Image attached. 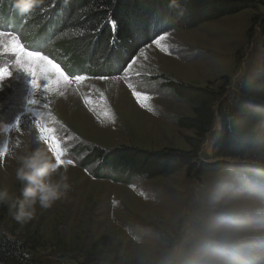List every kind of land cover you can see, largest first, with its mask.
I'll use <instances>...</instances> for the list:
<instances>
[{
  "label": "rangeland",
  "instance_id": "1",
  "mask_svg": "<svg viewBox=\"0 0 264 264\" xmlns=\"http://www.w3.org/2000/svg\"><path fill=\"white\" fill-rule=\"evenodd\" d=\"M255 16H264L263 6L193 30L171 31L162 40L163 50L151 43L121 75L99 77L73 61L58 64L56 43L61 39L47 35L48 26L32 36L25 30L29 16L0 5V32L10 33L26 51H39L69 77L65 82L52 65L42 64L38 86L33 88L27 66L18 64L10 50L11 37L0 38V69L12 73L0 85V187L19 195L13 153L43 146L55 156L50 145L57 141L62 160L72 161L73 185L66 199L49 209L37 207L27 223L15 221L8 207L0 205V229L46 264H182L197 234L210 223L212 199L226 179L237 189L264 198L259 184L239 174L221 171L197 177L183 170L141 180L120 168H108L91 151L123 145L150 151L189 150L185 138L196 132L180 128L176 120L193 117V108L164 86L162 76L233 95L244 79L261 71L260 31L252 25ZM76 75L86 79L78 82ZM134 93L150 97L147 104L152 110L142 106ZM218 127L216 117L214 131ZM212 150L209 134L204 147L209 160L201 159L220 160ZM252 155V164H264V128ZM224 161L229 166L236 163ZM242 264H264V244Z\"/></svg>",
  "mask_w": 264,
  "mask_h": 264
},
{
  "label": "trees",
  "instance_id": "2",
  "mask_svg": "<svg viewBox=\"0 0 264 264\" xmlns=\"http://www.w3.org/2000/svg\"><path fill=\"white\" fill-rule=\"evenodd\" d=\"M4 4L13 8V0H0L1 7ZM260 6L264 7L260 0H42L29 16L25 30L33 36L48 26L47 35L61 39L56 43L58 64L66 66L73 61L91 75L107 77L121 75L154 37L174 30H193L246 10L257 11ZM252 25L260 31L261 71L244 79L233 95L162 76L164 86L193 108V117L176 120L180 128L196 132L194 137L185 138L189 150L150 151L123 145L109 151L95 148L91 150L94 156L108 168H120L141 180L183 170L197 177L225 171L242 175L264 190V164L250 162L264 128V16H255ZM129 53L135 55L129 59ZM117 56L119 64L115 62ZM216 117L219 127L214 131ZM209 134H213V157L220 159L215 163L201 159L209 160L204 152ZM224 159L236 163L229 166ZM0 264L46 263L32 257L24 243L0 229Z\"/></svg>",
  "mask_w": 264,
  "mask_h": 264
},
{
  "label": "clouds",
  "instance_id": "3",
  "mask_svg": "<svg viewBox=\"0 0 264 264\" xmlns=\"http://www.w3.org/2000/svg\"><path fill=\"white\" fill-rule=\"evenodd\" d=\"M41 2L13 0V8L21 16H30ZM13 157L19 195L0 187V205L8 207L15 221H31L37 207L49 209L72 191L70 163L58 162L45 147L13 153ZM211 212L210 223L197 234L182 264H242L264 244V198L239 190L226 179L212 199Z\"/></svg>",
  "mask_w": 264,
  "mask_h": 264
},
{
  "label": "snow or ice",
  "instance_id": "4",
  "mask_svg": "<svg viewBox=\"0 0 264 264\" xmlns=\"http://www.w3.org/2000/svg\"><path fill=\"white\" fill-rule=\"evenodd\" d=\"M47 9H44L42 11H46ZM109 21L113 24V26L115 27V22L111 20V18L109 17ZM4 35H9L11 37L10 39V43H9V47L10 50L13 51L17 57V63L18 64H22L24 66H27L30 74L33 76V81H32V87L36 88L37 85V80H38V76L37 73L40 72V68L42 64H47V65H52V62L49 61L47 59V57L40 55L39 51H34V52H29L26 51L16 40V38L14 36H12L10 33H3L0 32V38H2ZM166 38V34L161 35L159 37H154L152 39V43L155 44L157 47H161V49L163 50L164 48H166V45L162 44V40H164ZM143 43V41L141 42ZM139 47V46H138ZM129 59H131L135 53H129L127 54ZM115 62L117 64H119V57H116ZM134 63V61H133ZM53 68H55L56 72L59 74V76L65 81L68 82L69 81V77L65 76L64 73L62 71H60V69L58 67H56L55 65H52ZM121 68H118L117 71H121ZM12 75V73L9 71V69L4 68V69H0V85L3 84V81L5 79V77H10ZM45 79L47 78L46 76L44 77ZM86 77L82 76V75H76L75 76V80L76 81H83L85 80ZM137 96L138 102H140L142 104V106H146L149 108V110L151 111V107L147 104V101L150 100V97L148 96H144L141 93H134ZM33 103H35V101H33ZM50 148L52 149V151H54L55 156L58 160V162H63L62 160V156H63V150L59 148V142L57 141L56 144L54 145H50ZM70 164L72 163V161H68Z\"/></svg>",
  "mask_w": 264,
  "mask_h": 264
},
{
  "label": "crops",
  "instance_id": "5",
  "mask_svg": "<svg viewBox=\"0 0 264 264\" xmlns=\"http://www.w3.org/2000/svg\"><path fill=\"white\" fill-rule=\"evenodd\" d=\"M167 73H169V74H172V75H175L176 73L175 72H167ZM177 75V74H176ZM177 76H179V75H177ZM181 76H182V74H181ZM180 76V77H181ZM183 77V76H182Z\"/></svg>",
  "mask_w": 264,
  "mask_h": 264
}]
</instances>
